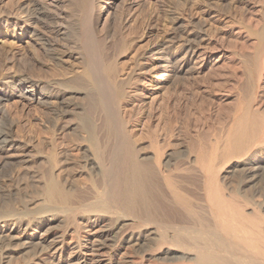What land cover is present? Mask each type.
I'll return each mask as SVG.
<instances>
[{
    "label": "bare ground",
    "instance_id": "6f19581e",
    "mask_svg": "<svg viewBox=\"0 0 264 264\" xmlns=\"http://www.w3.org/2000/svg\"><path fill=\"white\" fill-rule=\"evenodd\" d=\"M116 1L8 0V9L0 8L1 33L32 39L54 61L53 68L44 69L33 49L12 65L11 74L3 75L0 70V163L5 166L10 159L18 161L32 148L21 144L15 133L12 135L18 139L10 135L14 126L16 133L20 132L18 122L5 107L15 97L36 109L44 127L37 134L38 144L45 142L47 138L41 135L47 133L76 137L71 143L76 141L73 153L78 159L71 163L90 187L88 191L77 188L78 194L71 191V185L78 182L60 178L59 170L64 166L45 181L43 206L37 201L35 205L32 199L29 205L22 204L24 207L21 201L22 208L13 210L14 201L9 199L10 205L7 198H1L0 264H264V189L260 201L244 195L239 201L237 195L234 198L224 192L228 171L239 170L252 179L257 174L264 177V113L247 108L232 122L228 133L208 148L202 144L201 123L192 137L194 147L183 144L174 153L160 150L168 147L171 138H181L187 127L175 133L172 127L161 135L155 132L154 137L164 145L156 143L150 157H141V148L131 135L132 128L141 122L132 121L130 112L120 114L123 104L141 102L139 94L128 88L134 77L120 80L115 62L107 58L109 43L127 20L125 13L114 10ZM145 1L154 6L153 0H126L125 7L128 12H139ZM199 38L193 34L181 39L178 48L183 61L196 54ZM172 41L167 36L138 53V75L150 87H172L173 77L183 72L184 66L171 52ZM63 54L80 60L79 74L60 67L59 56ZM260 61L255 74L259 79L264 62ZM153 74H159L156 80ZM250 93L248 103L252 101ZM196 112L198 124L202 110ZM146 128L143 126V131ZM254 147L256 151L248 154ZM173 169L183 172L184 180L195 176L198 185H193L203 192L204 204L198 205L193 193L176 186L170 176Z\"/></svg>",
    "mask_w": 264,
    "mask_h": 264
},
{
    "label": "rangeland",
    "instance_id": "374dc122",
    "mask_svg": "<svg viewBox=\"0 0 264 264\" xmlns=\"http://www.w3.org/2000/svg\"><path fill=\"white\" fill-rule=\"evenodd\" d=\"M153 1L154 6L148 3V1H145V5L139 9V12L134 10L128 12V9L125 7L126 0H117L115 2L114 10L123 12V14L125 13V19L127 20L122 28V30H124L118 31L116 36L109 43V48L107 50V58L111 63L115 62V66L118 69V77L120 76L119 79L122 78L120 80L125 81L128 75L132 76V78L134 77L132 84L128 88L132 92L138 93L141 98V102L138 104L139 106L134 104L125 107L123 104L124 107L122 106V111L120 110L121 115L130 112L131 115L134 116L132 117V121L138 119V121L141 122L137 123V126H134L136 129H134V127L132 128L131 133V135L133 134V138L135 137L133 140L136 141L135 143L139 146L138 148H141L139 151L141 157H150L156 149V143L158 146L164 145L163 140L160 141V139L154 137V135H161L170 127L174 129V133L178 130L181 131L183 127H187V130L184 133L181 132V134H183L181 138H179L180 136L171 138L168 147L160 150L161 152L167 150L171 153L177 152L183 144L193 148L195 139L192 137H195V130L197 127L201 128L200 123L202 129H200L201 131L199 132H201L202 144L204 147L208 148L210 144H214L216 140L225 136L230 130L232 122L234 123V121L242 116L249 108L251 111L258 110L263 114L264 62L262 63L261 61H264V51L262 52L261 49L264 48V0ZM7 2L8 0L0 2V8L4 7V9L7 10L9 6ZM12 28L13 27H10L9 30ZM260 32L262 33V37H260ZM130 34L132 36H130ZM193 34L200 35L196 47V54L192 58H187L183 61V54L179 51L178 46L181 39H184L187 35L191 36ZM167 36L173 38L172 42L174 45L171 52L177 57L179 63H182L184 66L183 72L173 77L174 83L172 87L165 88L163 84H160V86H158L159 88H153L150 87V83L145 81L142 76L138 75L140 71H138L139 68L137 67V56L149 48L150 45L152 46L157 43V41L159 42ZM257 45H259L260 48L259 46L257 48ZM28 46H31L32 49ZM9 47L12 48L10 49ZM33 49L37 51L36 53L44 69L53 68L54 65L52 64H54V61L45 56L44 52L42 53V50L39 49V46L36 45L32 39L20 34L13 35L12 32H0V52H2L0 56L1 74H11L13 71L12 65L20 63L22 54L24 52L28 53ZM74 52L80 54L79 50L75 49ZM77 57L79 59L81 58L80 55ZM74 58L75 57H71L70 55H60L59 59L61 64L59 63V65L61 68L70 69L74 73L79 74L81 71L79 68L80 60ZM258 61L263 64H261L263 66V73L261 76L263 77L260 79L255 76L257 64L259 63ZM36 68H39V66ZM153 75L155 76V80L159 76V74ZM39 78L45 79L42 77ZM136 78L142 81L141 84L138 83ZM258 79L261 84H257ZM251 83H253L252 88L253 86V89L256 88L254 90V92L256 91L255 93L251 91L252 88L250 89ZM259 86L263 88L261 87V89ZM136 87L138 88L137 90H135ZM249 93L252 94V98L254 97L250 99L252 100L249 101L250 103H248ZM31 105L33 107L32 103L30 104L15 97H11L5 105L6 109L9 108L8 112L11 117L18 122V128L21 132L17 134V126H14L10 132L11 137H15L16 139L19 138L21 144H28L32 147L30 153L26 154L27 156H22V159H20L24 162L10 159L6 162L5 166L3 163H0V196H2L0 200L3 198V200H7L6 202L10 205L12 201H17L16 205L12 202V206L14 205L12 208L13 210L19 209L18 207L22 208L21 206L23 205H29L32 199L34 203L37 201L36 203L38 205L41 203V206H43L44 202L42 203V201L44 198H42V192L45 187V181L50 178L51 173L58 174L60 171L59 174H62L60 176L61 179L64 178L67 180L68 177V182L74 181L73 184L78 182L75 185L76 187L71 185V191H76L75 193H80V190L88 191L90 189L88 183L85 182L86 177L80 175L79 169H74L75 167L71 163L74 159H78V156L76 158L73 153L76 141L72 144L74 141L73 139H76V137H70V135L73 136L71 133L66 134V136L63 134L64 138L66 137L64 139L61 135L50 136V134L47 133V135H41V137L47 138L45 142L43 144H38V140L36 139L38 136L37 134L43 132L44 127L38 118L37 112H35L36 109L34 108V111ZM164 107L169 109L163 111V109H165ZM71 108L72 107H70V109ZM197 109L202 110L201 118L203 119H201L198 124L196 123ZM149 114H152L151 116H154V118H151ZM143 126L144 128H146V126L148 127L146 131L145 129L143 131ZM155 132L157 134H155ZM13 133H15L18 138L15 134L12 135ZM140 134L143 135L141 136ZM60 137L62 139H60ZM62 141L65 143L63 142L61 145ZM66 149L70 150L68 151ZM255 149V147L252 148L248 154L255 152ZM64 153L69 154L64 155ZM70 155L72 158H70ZM66 159H69V162H67ZM150 161L151 160H149V162ZM62 164L64 165L62 166ZM228 166L229 163H227L224 168ZM61 167L64 168L58 171ZM163 170L165 169L163 168ZM232 171L225 173L229 175L226 176L228 177L227 181H230H228L225 186L224 192L226 194L228 193V195L234 196V198L238 196L239 201L240 199L243 200L244 196H248L249 198L252 197L256 201L262 200L261 193H263L264 189V177L257 174L252 179L247 173H242L239 170ZM170 176L171 180L176 182V186H178L181 191L188 190L191 194L193 193L192 196L198 205L201 206L204 204L205 197L203 196L204 194H202L203 192L201 191L200 193V190L198 191L195 189V186L198 185V182H194L195 176H190V179L187 178V180L189 179L187 181L184 180L186 176L183 172L174 169L170 172ZM251 179L253 180L252 182H250ZM196 187L198 189V186ZM77 188L80 190H77ZM9 199L11 202L8 201ZM15 199L17 200L15 201ZM21 201L23 203L19 206ZM249 208L250 207H247L246 210L250 211Z\"/></svg>",
    "mask_w": 264,
    "mask_h": 264
}]
</instances>
